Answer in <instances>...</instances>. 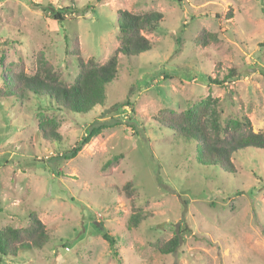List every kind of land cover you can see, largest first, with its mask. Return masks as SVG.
I'll use <instances>...</instances> for the list:
<instances>
[{
	"label": "rangeland",
	"instance_id": "rangeland-1",
	"mask_svg": "<svg viewBox=\"0 0 264 264\" xmlns=\"http://www.w3.org/2000/svg\"><path fill=\"white\" fill-rule=\"evenodd\" d=\"M119 10L164 18L145 33L150 51L118 53L101 106L81 115L32 94L6 98L42 62L68 84L79 58L105 64L121 46ZM203 32L219 41L197 45ZM232 69L239 76L225 81ZM190 109L225 124L246 115L264 133V0H0V230L36 213L50 236L0 264H264V150L237 154V175L200 164L196 144L157 121ZM101 123L75 158L48 159L51 133L73 147ZM139 212L146 220L130 229ZM178 231V250L159 253Z\"/></svg>",
	"mask_w": 264,
	"mask_h": 264
},
{
	"label": "trees",
	"instance_id": "trees-1",
	"mask_svg": "<svg viewBox=\"0 0 264 264\" xmlns=\"http://www.w3.org/2000/svg\"><path fill=\"white\" fill-rule=\"evenodd\" d=\"M100 2L102 0H95V4ZM93 7L89 4L87 11L89 12ZM48 13L60 22L65 20L67 15L52 11ZM163 18V14L157 11L139 14L128 10H119L117 12V27L121 46L118 52L105 64H97L93 59L85 62L79 58L78 77L73 83L68 84L51 66L42 62L34 74L18 73L12 85L6 87L8 91L6 98L14 97L16 100H22L32 94L46 98L55 105L58 111L88 114L97 106H101L106 99V86L117 75L118 53L131 57L150 51L153 45L145 33L155 32ZM215 41H219V36L208 32H203L195 39V43L200 46H208ZM237 76H239V72L232 69L224 80ZM241 78L243 77L241 76ZM213 81L218 82L214 79ZM225 81H220V83ZM220 83L218 82V84ZM157 121L167 130L174 132L175 136L183 138L189 143L194 142L199 152L198 161L200 164L216 167L227 174H238L234 157L243 150L249 148L264 150V133L255 132L250 118L246 115H239L230 123L225 124L213 111L204 112L201 109L197 112L190 109L182 113L166 111L165 115L157 118ZM104 128H106L104 123L99 126L93 125L80 142L73 147H65L59 135L55 132L51 133L47 138H50L56 154L51 155L48 159L69 160L75 158L82 148ZM128 188H130L129 185ZM28 220L29 224L24 228L8 226L0 230V257L15 258L22 253L41 250L49 243L50 236L47 227L38 215L30 213ZM142 220L144 221L146 218L142 217L140 212L133 214L129 218L128 227L130 229L137 228ZM99 231L109 243L114 254L118 256L114 238L108 232L101 229ZM180 234L181 231L175 232L168 242H157L156 247L159 253L162 255L175 253L182 243Z\"/></svg>",
	"mask_w": 264,
	"mask_h": 264
}]
</instances>
